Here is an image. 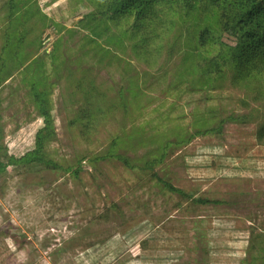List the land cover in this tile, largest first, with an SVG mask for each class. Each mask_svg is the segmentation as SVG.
Returning a JSON list of instances; mask_svg holds the SVG:
<instances>
[{
  "label": "rangeland",
  "instance_id": "374dc122",
  "mask_svg": "<svg viewBox=\"0 0 264 264\" xmlns=\"http://www.w3.org/2000/svg\"><path fill=\"white\" fill-rule=\"evenodd\" d=\"M11 1L0 0V67L6 37L18 32L29 31L18 60L29 59L6 67L8 80L0 74V162L35 147L44 127L36 84L53 121L44 153L58 168L11 165L0 174V264L263 263L257 126L227 121L209 131L259 105L232 84L221 45L212 62L184 67L179 57L181 67L161 60L148 68L108 38L104 23L87 19L96 11L88 0H13V19ZM181 13L177 6V27L197 22ZM204 19L212 41L236 44L220 37L217 18ZM89 100L103 110L83 121ZM154 174L195 199L226 203L199 205Z\"/></svg>",
  "mask_w": 264,
  "mask_h": 264
},
{
  "label": "trees",
  "instance_id": "16d2710c",
  "mask_svg": "<svg viewBox=\"0 0 264 264\" xmlns=\"http://www.w3.org/2000/svg\"><path fill=\"white\" fill-rule=\"evenodd\" d=\"M88 1L95 6L96 11L87 19L99 21L100 24L104 23V30L107 31L108 38L111 40L117 39L119 48L123 47L122 51L129 49L134 59L145 64L148 68L155 67L161 60L164 61L162 66L172 64L179 57L183 59L184 67L188 65L196 66L195 62H197V65H202L204 57L205 59H211L210 62H212L216 58L215 48L221 45L218 54L224 53L222 56L223 67L231 72L232 84L236 87L245 88L247 95L249 97L252 95V100L259 105L245 113H234L226 119L219 120L218 126L209 131L220 130L221 126L227 121L246 125L256 124L257 140L259 144H264V0ZM16 6L17 4L14 5L12 0L9 14L11 19L14 17ZM177 6L184 9V13L179 15V19L195 15L197 22L192 26H186L187 29L183 28L182 24L180 28L177 27L179 23L174 18ZM208 15L219 20L222 33L220 37L225 34L234 38L235 45L224 43L221 38L219 39V36L217 41L214 39L212 41L211 35H209L212 28L208 26L206 29L201 24L204 18H208ZM28 19V16L24 17V21ZM28 32L25 31L24 34L18 32L13 40L8 36L6 37L5 45L2 47L3 54L1 58L3 64L0 67V74L4 73V76L1 77V81L8 80L11 77L12 69L20 68L28 61L29 55L24 57L22 61L18 60L19 51L22 50L21 47L27 41ZM8 50L11 55V64L10 62L7 63L8 60L5 61V54ZM9 53H7L8 56ZM114 55L116 54L112 56ZM181 63L175 61V64L179 67H181ZM6 67H12L9 73L5 70ZM177 70L179 71V68ZM37 87L36 84H33L32 91L39 104L44 119V127L36 134L33 150L19 158L11 156L7 165L0 162V174L6 173L7 167L11 165H41L45 168H58L44 153L46 143L51 140L53 135V121L48 111L47 101H45L46 94L39 91ZM89 104L88 109L80 112L79 118L83 121L88 119L87 115L103 110L101 107L91 105L90 100ZM113 109L114 104L111 103L109 110L113 111ZM83 124L84 128L87 129L91 123L90 120H87ZM113 146L116 147L117 142H113ZM115 156L121 158L120 155ZM154 164L155 160L146 161L144 166L150 170L154 168ZM79 171L80 169L75 171L77 175ZM154 176L159 183L163 184L172 193L192 199L199 205H223L226 203L210 199H195L193 195L174 187L157 174H154ZM256 243L259 244L258 239ZM252 253H254V250L253 252L250 250L251 256ZM256 261L257 257L254 256L249 264H256ZM257 264H264V262Z\"/></svg>",
  "mask_w": 264,
  "mask_h": 264
}]
</instances>
